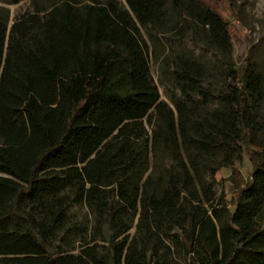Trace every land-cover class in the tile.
Returning a JSON list of instances; mask_svg holds the SVG:
<instances>
[{
  "label": "trees",
  "instance_id": "16d2710c",
  "mask_svg": "<svg viewBox=\"0 0 264 264\" xmlns=\"http://www.w3.org/2000/svg\"><path fill=\"white\" fill-rule=\"evenodd\" d=\"M125 1L153 43L218 63L162 54L166 101L117 0L0 6V264H264V79L224 0Z\"/></svg>",
  "mask_w": 264,
  "mask_h": 264
},
{
  "label": "rangeland",
  "instance_id": "374dc122",
  "mask_svg": "<svg viewBox=\"0 0 264 264\" xmlns=\"http://www.w3.org/2000/svg\"><path fill=\"white\" fill-rule=\"evenodd\" d=\"M9 1L0 0V6L10 9L13 21V19L26 12H37L43 7L49 6L55 0H22L19 3H9ZM117 2L118 7L125 12L126 20L129 22L131 30L150 55L151 73L159 87L161 99L170 101L167 89H171L169 83L163 84L161 82L157 68L159 57L162 54L170 51L193 53L205 61L218 63L216 53L206 51L203 47L195 45L190 40L182 41L178 38L163 36L156 44L153 43L128 7L126 1L117 0ZM218 8L230 22L233 57L237 66L242 68L247 62H251L262 73L264 79V0H235L234 6L231 1L224 0ZM214 87L219 86L214 85ZM211 106L214 107L216 105ZM261 111L264 112V100L261 102ZM235 170L242 180H246L252 173V163L246 150L243 158L237 160L234 166L223 167L217 173V179L219 180L218 192L225 194L228 200H231L234 191L235 185L232 177ZM134 231L135 228L131 230L132 233Z\"/></svg>",
  "mask_w": 264,
  "mask_h": 264
}]
</instances>
